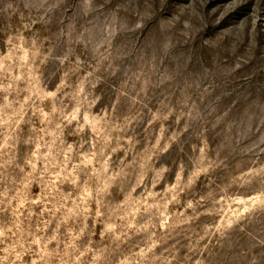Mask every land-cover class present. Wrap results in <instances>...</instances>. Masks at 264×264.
Wrapping results in <instances>:
<instances>
[{
    "label": "rangeland",
    "instance_id": "1",
    "mask_svg": "<svg viewBox=\"0 0 264 264\" xmlns=\"http://www.w3.org/2000/svg\"><path fill=\"white\" fill-rule=\"evenodd\" d=\"M0 264H264V0H0Z\"/></svg>",
    "mask_w": 264,
    "mask_h": 264
}]
</instances>
